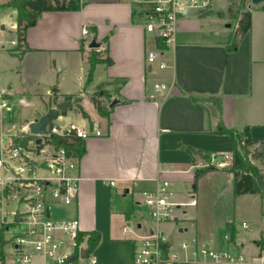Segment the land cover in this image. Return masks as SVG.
Returning a JSON list of instances; mask_svg holds the SVG:
<instances>
[{
  "label": "crops",
  "instance_id": "1",
  "mask_svg": "<svg viewBox=\"0 0 264 264\" xmlns=\"http://www.w3.org/2000/svg\"><path fill=\"white\" fill-rule=\"evenodd\" d=\"M8 1H1L0 7L8 16H17V9L5 4ZM85 2L79 10L43 11L36 24L27 29L30 50H19L12 39L6 46L7 40L0 38V149L14 137L28 134L29 124L52 112L64 95H81L90 63L79 92H63L60 84L56 86L62 72L57 56L62 55L61 62L68 63L70 57L81 54L84 65L88 53L94 50L90 44L95 39L101 43L96 50L108 48L106 54L113 63L96 65L88 93L82 94L75 105H81L89 117L71 109L59 120L74 121L69 113H78L81 121L77 123L99 129L102 134L85 140L78 197L72 205L56 209L60 211L57 216L54 211V216L77 217L81 231H98L101 240L95 254L102 264H130L135 242L156 229L165 230L169 245L177 251H181L182 238L196 236L200 244L241 253L247 259L245 264H259L264 249L257 241L264 238V228L245 245L236 238L232 218L225 220L227 232L221 239L202 215L204 198L211 188L219 187V181L227 182L233 191L232 172L201 170L209 164L202 153L211 156L233 152L231 135L218 132L222 127L242 129L249 125L253 137L264 139V8L250 9L251 29L240 38L236 50L227 49V34L221 36L214 30L213 23L221 20L217 15L199 16L197 9L180 15L176 44L164 52L170 66L150 72L146 53L157 42L145 29L150 5L147 0ZM14 25L17 21L11 24L16 29ZM85 26L87 34L83 33ZM99 69L103 74L97 79ZM45 71L56 73L58 78L48 81L44 93L29 82ZM117 77L125 82H111ZM166 78L174 85L170 94L163 96L152 83ZM99 83L106 84L105 90L114 94L106 105L108 116H102L95 104L92 110L84 105L87 98L92 101L90 95ZM113 99L118 101L111 106ZM20 106L33 109L22 117ZM16 115H20L17 121ZM14 122L15 128L5 131L6 125ZM180 143L195 151L190 153ZM262 150V157L250 159L264 178V145ZM161 179H169L181 197L192 193L197 199L181 221L157 223L141 209V191L154 189ZM249 195L254 196L259 217L264 219V198L259 193L234 198L250 199ZM132 220H136L134 227L128 225ZM177 264L219 263L188 257Z\"/></svg>",
  "mask_w": 264,
  "mask_h": 264
},
{
  "label": "built area",
  "instance_id": "2",
  "mask_svg": "<svg viewBox=\"0 0 264 264\" xmlns=\"http://www.w3.org/2000/svg\"><path fill=\"white\" fill-rule=\"evenodd\" d=\"M212 1L147 0L150 5L145 13V29L157 42L146 53L150 72H156L154 66L161 71L170 66L164 52L176 44L180 15L191 9H205ZM88 32L85 26L83 33ZM11 42L17 45L18 39ZM173 85L169 78L153 81L154 90L163 96L170 94ZM60 116L39 134L31 133L28 127L31 139L27 143L14 144L12 140L0 149V228L5 226L6 231H12L9 242L13 246L12 264H102L95 251L87 253L86 244H78L79 219L54 216L56 209L76 201L81 174L80 159L53 140L55 137L86 140L102 132L76 121L62 123ZM39 137L41 141L37 142ZM232 161L233 154L215 153L210 156L209 164L221 167ZM141 195L140 204L157 223L181 221L187 209L197 204L192 193L181 197L169 179H161L154 189H144ZM242 224L248 227L246 222ZM179 245L181 251L175 250L169 245L165 230H153L135 242L130 264H165L188 257L210 259L219 264L247 262L243 254L200 244L196 236L182 238ZM82 249H85L83 255ZM259 260V264H264V255Z\"/></svg>",
  "mask_w": 264,
  "mask_h": 264
},
{
  "label": "trees",
  "instance_id": "3",
  "mask_svg": "<svg viewBox=\"0 0 264 264\" xmlns=\"http://www.w3.org/2000/svg\"><path fill=\"white\" fill-rule=\"evenodd\" d=\"M85 0H9L5 4L17 9V39L18 49L21 51L30 50L27 44V29L36 24L39 16L43 11H63V10H79ZM212 14L208 10H199V16H205ZM218 17H222V11L217 12ZM252 25V13L250 9H246L240 12L237 18V28L233 35L229 37L227 49L236 50L239 45V40L250 29ZM107 39H105L106 41ZM108 48L104 51H99L94 48L92 55L89 59L90 68L87 75L86 84L81 90V95L78 94H66L62 103H57V109H52V112L58 111L59 114H67L68 110L78 109L84 117H89L88 113L81 105L75 106L76 103L81 101L82 94L88 93L87 89L91 83L95 67L98 63H104L110 65L113 63L112 58L106 54ZM111 82L122 85L125 82L124 78H113ZM110 94L108 91H99L92 93L91 100L95 104L96 108L102 116H108L110 109L103 104L100 97H108ZM100 96V97H99ZM218 132H224L231 135L233 140V161L228 165L218 167L216 165L208 164L201 172L210 170H225L233 173V192L235 196L245 193H259L264 196V178L257 171V167L251 163L249 155L252 153L255 157H262L263 155V138H256L251 135L250 126L245 125L242 129L226 128L222 127ZM31 139L29 134H22L18 137H14V144H25ZM58 145H63L72 152L79 159L85 152V140L77 137L65 138L55 137L53 139ZM180 146L184 147L190 153H193L195 149L191 146H184L180 143ZM202 157L210 160V154L202 153ZM198 173V171H197ZM198 176V174H196ZM6 227L0 228V264H4L6 260V252L4 246L7 241L4 238ZM101 240V234L96 231H80L78 234L77 242L86 244L87 253L95 251ZM261 249H264V238L257 241ZM168 245V244H167ZM165 264H177V262H168Z\"/></svg>",
  "mask_w": 264,
  "mask_h": 264
},
{
  "label": "rangeland",
  "instance_id": "4",
  "mask_svg": "<svg viewBox=\"0 0 264 264\" xmlns=\"http://www.w3.org/2000/svg\"><path fill=\"white\" fill-rule=\"evenodd\" d=\"M1 1L5 2L8 0H0V4H2ZM251 8L263 9L264 2L251 4V0H213L212 4L209 7L198 10H208L212 12L213 15H217V12L222 11V17H220L221 20H216V22L213 23L216 26L214 30H217L221 36H225L227 34L230 37L231 35H233L234 31L237 28V18L240 12ZM16 18V15L14 17L8 16L7 10L0 7V38L7 40L6 46H10L11 44L9 41L11 39H16L17 37L16 29L11 26L12 23L16 22ZM2 25H4V27H2ZM100 46L101 43L98 47L95 48H100ZM92 52L93 50H90V52L88 53V61L92 55ZM61 58L62 55L57 56L58 66L62 67V72L58 75L60 83L56 81V86L60 84L59 86L63 92H79V89L81 87V79L82 76H85V69L89 65V62L85 61L83 65V57L81 54H78V56H73V58L70 57L68 63H66V61L62 63ZM154 68L155 71L158 70L157 66H154ZM102 74V70L99 69L98 74L96 75L97 79L102 78ZM58 76L56 77V73L54 72L45 71L41 74L40 77L38 76L39 79H37L36 81L32 80V82L29 83H32L34 87H39L40 90L45 93L49 86L48 81L53 78L55 79V77L58 78ZM105 86L106 84L99 83L95 86L93 91H106ZM113 96L114 94H110L108 97H101V100L103 99L102 102L107 105L110 101L109 97ZM84 105L86 108L92 110L94 103L87 98ZM54 107L55 109L57 108V106ZM20 108V115L22 117H24L33 109L32 107L22 108V106H20ZM20 115H16L15 121L19 120ZM69 116L71 120H74L76 122L81 121V117L80 115H78V113H69ZM15 126V122L9 126L6 125L5 131L11 132L15 128ZM254 156L255 155L251 153L249 155V159L251 158L254 160H258L255 159ZM251 163L254 164L252 161ZM254 165L256 166V164ZM256 167L257 171L262 175L261 169L258 166ZM219 183V187H217L216 189L211 188L209 195L204 198L202 215L204 218H208L221 239H223L224 234L227 232L224 224L225 220L232 218V220H234L236 238L242 241L243 244L247 245L250 243L251 238L264 228V219L259 217L258 206L256 204V201L253 200L254 196L249 195L250 199H247L245 195L244 197L237 198L235 200L232 188H229V184L227 182L223 184L222 180L219 181ZM262 197L264 198V196ZM141 209L145 210L143 205H141ZM59 211L60 210L56 211V216ZM143 213L145 214L144 211ZM243 221L247 223L248 227H244L242 225ZM135 223L136 220H132L128 225L134 227ZM144 223H146V220H144ZM11 237L12 231H5L4 238L7 243L4 246V250L6 252V260L4 264H12L13 246L9 244L12 239ZM246 255L250 257L248 253H246Z\"/></svg>",
  "mask_w": 264,
  "mask_h": 264
},
{
  "label": "water",
  "instance_id": "5",
  "mask_svg": "<svg viewBox=\"0 0 264 264\" xmlns=\"http://www.w3.org/2000/svg\"><path fill=\"white\" fill-rule=\"evenodd\" d=\"M264 2V0H251V4H258ZM99 42H97L95 39L91 42L90 47L91 48H95L99 46ZM118 100L117 99H113V101L111 102V106L114 105ZM59 112L55 111V112H48L46 114H44L43 116H41L39 119H35L34 121H32L29 124V131L33 134H39L42 131H46V126L54 119H56L59 116ZM41 138L39 137L37 139V142H40ZM233 175V173H232ZM85 249H82L81 253L83 255Z\"/></svg>",
  "mask_w": 264,
  "mask_h": 264
}]
</instances>
